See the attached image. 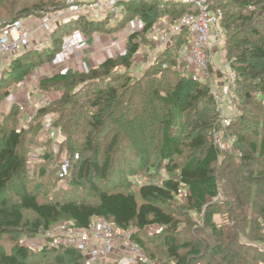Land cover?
Instances as JSON below:
<instances>
[{
	"label": "trees",
	"instance_id": "obj_1",
	"mask_svg": "<svg viewBox=\"0 0 264 264\" xmlns=\"http://www.w3.org/2000/svg\"><path fill=\"white\" fill-rule=\"evenodd\" d=\"M3 1L11 0H0V3ZM222 1L225 0H216L213 7L218 15ZM42 2L32 10L24 9L15 15L0 4V8L6 11L5 14L0 12V29L21 18L41 16L49 6L59 10L68 6V3L60 5L51 0ZM262 3L228 0L223 3L228 13L221 15V28L225 34L223 47L238 83L245 85L242 99L245 110L239 120L245 121L246 128L251 122L247 107L258 100L252 90L264 96V29H261L263 23L259 18ZM127 5L129 10L140 16L145 25L144 33L153 28L163 12V6L154 0H128ZM193 10V7H187L185 11L182 6L180 11H173L171 17L179 19ZM68 24H78L92 32L103 30L100 20H87L85 17H78ZM120 28L117 25L111 31ZM141 34L130 33L127 51L115 58L105 59L97 67L85 72L69 70L41 82L42 86H61L64 89L52 106L40 109L38 115L43 117L49 112L59 114L55 126L61 129L65 138L63 148L68 155L79 153L75 175L92 194L97 195V202H39L24 185L19 205L9 204L4 199L0 202V235L22 232L28 237H36L40 231L56 224L71 222L77 228L86 229L94 220L102 219L124 230L136 229L138 232L133 238L159 264H264V250L258 248V244L264 243V166L258 169L249 166L253 162L260 165L257 154L264 157V134L258 141L248 143L250 152L242 157L241 167L247 166L249 175L242 190L238 191L236 187L230 190L235 203L229 204L228 224L219 227L213 222V217L220 213V205L218 207L212 201L220 195V183L226 179L228 182L235 181L232 168L237 165L232 157L225 156L219 169H215L219 150L206 136L214 123V110H201L202 106L214 103L210 89L184 74V61L178 64L176 59L170 60L171 52L179 56L189 36L186 31L177 35L168 51L161 53L144 75L136 79L130 72L140 51L138 40ZM52 52L53 49H50L47 57L51 58ZM29 54L33 52L22 53L19 57L24 56L25 60ZM26 62L19 59L13 61L19 69L30 65ZM261 101L264 102V97ZM175 110L186 118L183 124L191 138L187 150L198 152L201 156L193 157L184 166L174 161L175 156L184 155L180 137L171 135V114ZM151 124H155L157 129L163 126L158 142L159 154L168 162L166 170L171 177L162 185H142L136 193L110 192L100 188L97 185L99 180L109 183L112 178L117 147L123 135L135 132L138 136ZM261 126L264 131V122ZM0 137L1 198L14 180L23 175L26 160L21 150L23 133L16 129L8 132L0 130ZM237 137L238 143L245 139L242 134ZM247 184L250 187H246ZM179 197L186 199L193 212L204 215L205 233L210 240L184 244L185 253H181L178 241L168 237L165 238L166 252L158 257L147 248L140 233L153 226L173 227V218L162 206ZM25 212L31 213L35 219L26 221ZM252 212L257 215L255 219L250 218ZM34 254L39 259L26 245L15 243L10 253L0 252V264H84L82 255L71 248H46ZM51 255L54 258L50 259Z\"/></svg>",
	"mask_w": 264,
	"mask_h": 264
},
{
	"label": "rangeland",
	"instance_id": "obj_2",
	"mask_svg": "<svg viewBox=\"0 0 264 264\" xmlns=\"http://www.w3.org/2000/svg\"><path fill=\"white\" fill-rule=\"evenodd\" d=\"M42 1L11 0L3 1L0 4L15 15L24 9H34L36 5L44 3ZM51 1L60 5L65 3L70 5V0ZM154 1L163 6V12L148 33L143 32L145 25L141 22L140 16L128 9V0H119L115 8L100 20L103 27L102 31L92 32L91 30H84L78 24L69 25L68 23L76 21L77 18L67 19L52 25L42 33L44 43L37 50L28 51L33 52V54H29L25 60L24 56L20 58L18 55L0 62V130L8 132L10 129H16L23 133L21 150L26 160L23 175L14 180L0 198V202L4 199L9 204L19 205L22 186L24 185L38 198L39 202L70 200L97 202V195L92 194L85 183L75 175L76 164L80 161L79 153L68 155L63 148L65 138L61 129L55 126V122L60 118L59 114L49 112L43 117L38 115L40 109H49L52 103L61 96L64 89L61 86H42L41 82L46 78L69 70L88 71L97 67L107 58H115L124 54L127 51L129 35L133 32H141L142 34L138 40L140 51L134 58V67L130 73L136 79L141 78L144 72L156 62L157 57L169 49L168 46H161L163 38L171 33L173 24L181 19L175 18L174 20L171 17L173 11H180L182 6H184L185 11L187 7H193L191 3L184 2V0ZM227 1L220 3L222 7L219 11L220 16L228 13L225 4H223ZM251 1L263 2L259 6V18L263 23L261 29H264V0ZM2 7L0 12L5 14L6 11ZM56 10L59 9L55 6H49L42 15ZM31 16L39 17V15ZM117 25L121 28L117 31H111ZM50 49H53L51 58L47 57V52ZM169 56L170 60L176 59L178 64L184 61L185 65L182 68L184 74L208 87L213 99V91L220 97L219 100L214 99L213 105L202 106L201 110L203 112L214 110V123L206 136L209 142L219 150V161L215 165V169H219L225 156L232 157L235 165H237L232 168L233 180L235 179V181L228 182L226 179L220 183V195L212 201V204H218V207L220 205V213L214 215L213 222L219 227L225 226L229 221V204L235 203V198L231 196L232 191L230 192V190L234 187L238 188V191L242 190L244 181L249 175L247 166L241 167V159L250 152L248 143L258 141L264 134L261 126L264 122V102L261 101L264 96L252 90V94L258 100L253 106L247 107L249 112L247 115L248 118H251V122L246 128V125L244 126L245 121L240 122L239 120L240 115L245 110L242 104L245 85L238 83V78L231 68L225 47L216 56L209 57V76L202 81L200 79L195 80L193 66L179 58L178 54L171 52ZM18 59L27 61L26 63H30V65H25L19 69L17 64L13 63L14 60ZM171 115L173 121L171 135L180 137L184 151V155L175 156L174 161L184 166L193 157L201 158V156L198 152H190L186 148L191 138L189 139V130L183 124L186 119L184 115L177 110L173 111ZM151 125L148 126L149 128L145 127L147 131L144 129L142 134L138 136L134 134L135 132H126L123 135L117 147L118 153L115 158L112 178L109 183L99 180L97 185L100 188L110 192L131 191L136 193L142 185H162L171 177L166 170L168 162L163 160L159 154L158 142L161 139L163 126L157 129L155 124ZM240 134L244 135L245 139L238 143L237 135ZM138 141L140 142L138 143ZM1 145L2 139L0 137ZM256 159H259L260 165L253 162L249 165L250 168L258 169L264 166V157H259L257 154ZM65 163L71 166V173L62 176L61 167ZM246 187H250V184H247ZM162 208L173 218L175 225L173 227L153 226L140 233L147 248L158 257H162V254L166 252L165 238L168 237L178 241L182 247L181 253H185L184 244L210 240L208 233H205L204 215L193 212L184 197L176 198L163 205ZM25 216L26 221L32 222L35 219L29 212H25ZM256 216L252 212L250 218L255 219ZM130 230L138 232L134 228ZM39 241V237H28L22 232L0 235V252L10 253L15 243H20L26 245L33 256L39 259V256L34 254L35 251H39ZM247 241H249L248 238ZM258 248L264 250V243L258 244ZM52 258H54L53 255L50 256V259ZM34 259L36 260V258Z\"/></svg>",
	"mask_w": 264,
	"mask_h": 264
},
{
	"label": "built area",
	"instance_id": "obj_3",
	"mask_svg": "<svg viewBox=\"0 0 264 264\" xmlns=\"http://www.w3.org/2000/svg\"><path fill=\"white\" fill-rule=\"evenodd\" d=\"M216 0H184L194 10L173 24L171 33L163 38L161 46L173 45L177 35L187 32V45L180 49L179 56L195 70V80L209 76V57H214L223 48L225 34L221 28V16L213 11ZM119 0H70L64 9L25 17L0 29V62L9 57L37 50L44 43L42 33L52 25L67 19L85 17L101 20L115 8ZM215 100L219 95L213 91ZM70 165L61 167L62 176L69 174ZM136 231L124 230L112 222L94 220L88 228H77L71 222L56 224L40 231L38 249L71 248L78 251L84 264H159L133 238Z\"/></svg>",
	"mask_w": 264,
	"mask_h": 264
},
{
	"label": "crops",
	"instance_id": "obj_4",
	"mask_svg": "<svg viewBox=\"0 0 264 264\" xmlns=\"http://www.w3.org/2000/svg\"><path fill=\"white\" fill-rule=\"evenodd\" d=\"M103 61H104V60H103ZM103 61H102V62H103Z\"/></svg>",
	"mask_w": 264,
	"mask_h": 264
}]
</instances>
